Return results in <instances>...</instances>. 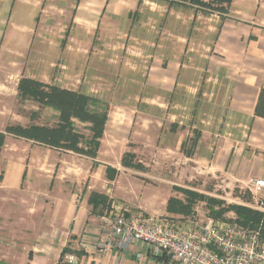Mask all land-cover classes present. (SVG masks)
Listing matches in <instances>:
<instances>
[{
	"label": "rangeland",
	"instance_id": "rangeland-1",
	"mask_svg": "<svg viewBox=\"0 0 264 264\" xmlns=\"http://www.w3.org/2000/svg\"><path fill=\"white\" fill-rule=\"evenodd\" d=\"M29 5L26 12L31 22L29 17L23 21L27 29L9 28L8 35L17 36L8 43H4L6 38L0 42V131L17 126L55 127L60 122L58 111L21 96L17 90L21 78L97 98L101 108L108 106L109 121L96 160L8 135L0 174L21 180L22 174L18 175L13 167L25 163L29 156L28 176L24 179L46 183L50 192L46 204L52 210L56 208L55 195L63 198L71 191L81 207L90 191H96L135 213L184 218L165 215L164 211L167 197L185 198L172 190L177 186L228 206L244 205L261 211L264 198L260 193L225 176L205 172L195 162L196 148L189 157L175 149L187 133L201 137L203 128H215L225 113L229 92L223 87L229 85V80L209 69V55L222 15L169 7L153 0H80L78 7L77 0H30ZM172 60L181 63L176 85L165 79ZM75 127L86 145L91 138L90 125L75 120ZM125 152L135 153V161L146 170L123 168ZM32 153L36 155L32 157ZM95 161L99 164L94 167ZM108 165L119 170L113 182L106 179ZM4 209L7 205L0 207V231L4 232L0 238L15 240L17 245L27 237L20 234V229L26 228L33 237L45 222L35 218L27 224L26 215L20 212L11 218L14 215ZM195 209L201 220L208 217L205 202ZM229 220L235 222V213L229 212L223 221ZM17 245H13V261L28 251L26 246L23 249ZM0 256L9 261L13 258L7 251L0 252ZM50 257L55 255L51 253ZM62 263L66 264L65 258Z\"/></svg>",
	"mask_w": 264,
	"mask_h": 264
},
{
	"label": "crops",
	"instance_id": "crops-1",
	"mask_svg": "<svg viewBox=\"0 0 264 264\" xmlns=\"http://www.w3.org/2000/svg\"><path fill=\"white\" fill-rule=\"evenodd\" d=\"M29 3L30 0H0V42L6 38L4 43H8L9 39L13 41L17 36L15 32H13L15 36L8 35L9 28L12 31L14 28L27 29L23 21L29 17L26 12ZM79 3L80 0H77V7ZM236 6L239 8L236 9ZM76 12L77 8L73 11V17ZM28 19L31 22L30 17ZM221 20L219 33L211 48L212 54L209 55V69L217 73L221 72L222 76L229 80V85L223 87L227 88L229 99L225 113L223 112L221 120L216 122L220 124L215 128L205 127L201 130L202 135L195 149V162L208 174L225 176L246 186L251 179H264V118L255 113L264 90V0H235L229 14ZM180 66L181 63L176 60L168 63L169 74L165 77L168 84L173 82V85H176ZM206 124L208 125L209 122ZM191 137L193 135L187 133L185 138L175 144V149L180 152L183 142ZM7 143L6 139L5 146ZM164 147L171 149L168 144ZM35 153H32V157L38 152ZM30 161L27 156L25 163H17V167H13L17 174H22L21 180L17 176L11 180L9 175L0 174L3 176V179H0V207L7 205L4 212L14 215L11 218L20 215V212L21 215H26L27 224L30 219L35 218L45 222H41L33 237L26 228L20 229V234L27 235L23 238L22 245H17L12 239L0 238V252L7 251L13 257L9 261L0 256V264H63L61 253L65 247L76 252L67 255L77 257L78 264H161L163 262L152 256L149 251H145L139 259L136 256L137 250L118 254L101 252L97 249L96 241L100 235L101 217L92 213V207L88 203L91 192L96 191H90L81 207L74 200L71 191L63 198L55 195L56 208L49 209L46 202L49 200L50 192L46 183L23 179L24 175L28 176L27 167ZM126 170L130 171L127 168ZM106 177L108 181H114L110 180L107 173ZM57 183L61 184L60 181ZM260 195L264 198V191L260 192ZM168 199L167 197L164 200L166 207ZM110 207L105 212L117 208L124 209L127 215L128 212L136 214L134 210L111 201ZM166 207H164L165 215L174 216L166 211ZM261 211L264 212V207ZM195 215H198V212ZM47 220L52 224H47ZM10 229L16 231L13 227ZM1 234L4 232L0 231ZM13 245L23 249L26 246L28 251L23 250L24 254L13 261L15 257ZM55 245L58 246L57 249L54 248ZM51 253L55 255L54 258L50 257Z\"/></svg>",
	"mask_w": 264,
	"mask_h": 264
},
{
	"label": "trees",
	"instance_id": "trees-1",
	"mask_svg": "<svg viewBox=\"0 0 264 264\" xmlns=\"http://www.w3.org/2000/svg\"><path fill=\"white\" fill-rule=\"evenodd\" d=\"M153 1L166 3L169 7L193 8V10L205 11L206 13L217 12L219 15H222L221 18L223 19L229 14V8L232 4V0ZM225 3H227V7H224ZM17 90L24 99L32 98L42 105L58 111L60 122L55 127L32 125L24 128L17 126L0 131V158L6 145L7 136L12 135L50 149L71 152L93 160L97 159L101 141L105 135L109 121L107 105L101 108V100L97 98L86 96V94L78 91L63 89L56 85H46L43 82L30 78H21ZM255 113L257 116L264 118V90L260 95ZM75 120L90 125L88 129L91 131V138L86 145H84L83 136L76 130ZM199 139V134L196 137L187 139L181 146V152L184 155L186 154L187 157L191 156ZM135 159V153L126 152L121 160L122 167L135 171H145V166L135 161ZM93 164L95 167L99 163L95 162ZM106 173L110 180H115L118 170L108 166ZM24 178L25 175L23 176ZM0 179H3L2 175ZM173 191L183 194L185 198L170 197L166 207V211L169 214L182 215L185 216L184 218L191 217L196 214V205L200 202H205L207 204L208 217L223 221L229 212H233L236 215V220L235 222L229 220L231 223L259 229L257 231H259L261 240L264 241V212L244 205L228 206L223 201L206 197L204 194L191 189L173 186ZM89 197L88 203L92 207V213L96 216H103L105 210H108L110 207L109 198L98 192H91ZM75 253L69 247H65L61 253V260L67 254ZM158 259L168 262V260L162 257Z\"/></svg>",
	"mask_w": 264,
	"mask_h": 264
},
{
	"label": "built area",
	"instance_id": "built-area-1",
	"mask_svg": "<svg viewBox=\"0 0 264 264\" xmlns=\"http://www.w3.org/2000/svg\"><path fill=\"white\" fill-rule=\"evenodd\" d=\"M246 186L259 194L264 191V179H251ZM100 220L96 248L101 252L137 250L140 259L149 251L168 260L166 264H264V241L259 232L230 221L201 220L196 215L178 219L142 212L127 215L117 208L105 212ZM64 258L68 264L79 262L73 255Z\"/></svg>",
	"mask_w": 264,
	"mask_h": 264
}]
</instances>
